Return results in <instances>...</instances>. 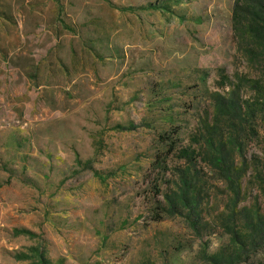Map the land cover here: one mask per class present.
Returning <instances> with one entry per match:
<instances>
[{
    "label": "rangeland",
    "instance_id": "obj_1",
    "mask_svg": "<svg viewBox=\"0 0 264 264\" xmlns=\"http://www.w3.org/2000/svg\"><path fill=\"white\" fill-rule=\"evenodd\" d=\"M235 1L0 0V264H264Z\"/></svg>",
    "mask_w": 264,
    "mask_h": 264
},
{
    "label": "trees",
    "instance_id": "obj_2",
    "mask_svg": "<svg viewBox=\"0 0 264 264\" xmlns=\"http://www.w3.org/2000/svg\"><path fill=\"white\" fill-rule=\"evenodd\" d=\"M232 22L233 31L240 36L238 46L248 60L252 63L255 58L264 60V0H236ZM222 163V158L215 157V164Z\"/></svg>",
    "mask_w": 264,
    "mask_h": 264
}]
</instances>
